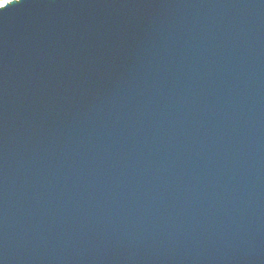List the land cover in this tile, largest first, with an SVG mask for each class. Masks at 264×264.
<instances>
[{
	"label": "water",
	"instance_id": "95a60500",
	"mask_svg": "<svg viewBox=\"0 0 264 264\" xmlns=\"http://www.w3.org/2000/svg\"><path fill=\"white\" fill-rule=\"evenodd\" d=\"M0 264H264V0L0 10Z\"/></svg>",
	"mask_w": 264,
	"mask_h": 264
},
{
	"label": "snow or ice",
	"instance_id": "6c2138e0",
	"mask_svg": "<svg viewBox=\"0 0 264 264\" xmlns=\"http://www.w3.org/2000/svg\"><path fill=\"white\" fill-rule=\"evenodd\" d=\"M17 0H0V10L5 9L8 6L16 4Z\"/></svg>",
	"mask_w": 264,
	"mask_h": 264
},
{
	"label": "clouds",
	"instance_id": "9594fccd",
	"mask_svg": "<svg viewBox=\"0 0 264 264\" xmlns=\"http://www.w3.org/2000/svg\"><path fill=\"white\" fill-rule=\"evenodd\" d=\"M20 3V0H17V3L16 4H19Z\"/></svg>",
	"mask_w": 264,
	"mask_h": 264
}]
</instances>
